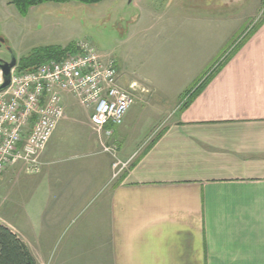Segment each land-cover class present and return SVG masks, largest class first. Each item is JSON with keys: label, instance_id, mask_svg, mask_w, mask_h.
<instances>
[{"label": "crops", "instance_id": "0c3cea01", "mask_svg": "<svg viewBox=\"0 0 264 264\" xmlns=\"http://www.w3.org/2000/svg\"><path fill=\"white\" fill-rule=\"evenodd\" d=\"M143 1L132 4L139 8ZM151 1L154 13L145 27L156 30V43L203 20V0ZM131 21L138 29L143 23L141 16ZM120 127L115 134L124 160L135 158L118 180L106 154L94 155L107 162H84L71 175L48 170V143L33 174L39 183L31 200L40 198L45 220L28 222L27 232L12 226L33 254L32 240L40 233L31 230L43 229L45 245L59 230L69 235L56 264H264V18L166 124L132 148ZM100 197L87 220H62ZM54 213L59 219H48Z\"/></svg>", "mask_w": 264, "mask_h": 264}, {"label": "rangeland", "instance_id": "374dc122", "mask_svg": "<svg viewBox=\"0 0 264 264\" xmlns=\"http://www.w3.org/2000/svg\"><path fill=\"white\" fill-rule=\"evenodd\" d=\"M260 1L237 0L223 4L203 0L205 7L198 10L203 20H196L184 34L156 43V30L149 31L145 27L154 13L151 0H144L139 8L129 4V0H105L92 5L47 3L31 8L26 16L20 14L10 0H0V39L19 60L13 70L15 73H19L21 60L35 49L66 48L79 42L92 44L103 58L114 61L122 86L129 88L136 84L122 124L132 148L147 132L160 123L166 124L173 111L183 108L188 101L187 94L215 72L233 48L258 25L264 18V0L256 16L253 15ZM136 16H141L139 22H143L139 29L131 21ZM140 29H146L142 37L137 35ZM0 57L9 59L4 49L0 50ZM64 100L68 121L59 124L49 142L48 156L53 163L48 170L63 171L66 175L76 172L84 162L98 159L102 164V160L107 162L105 155H94L103 149L90 126L88 113L69 95H65ZM115 133L102 140L107 147L116 149V158L105 153L111 163L125 161ZM33 174L26 166L16 164L7 168L0 179V224L12 231H15L14 226L27 232L28 222L45 220L40 198L31 203L39 183ZM101 198L91 200L83 212L62 214V220H87ZM46 215L51 220L59 219V213ZM31 232L40 233L32 240L38 263L43 264L42 259L49 253L50 260L45 263L56 264L69 235L59 230L52 243L45 245L43 229Z\"/></svg>", "mask_w": 264, "mask_h": 264}, {"label": "built area", "instance_id": "2783aa9c", "mask_svg": "<svg viewBox=\"0 0 264 264\" xmlns=\"http://www.w3.org/2000/svg\"><path fill=\"white\" fill-rule=\"evenodd\" d=\"M76 47L62 61H49L23 73L12 71L9 87L0 92V179L16 164L29 172L40 170L48 143L66 119L65 95L88 113L103 149L98 154L116 158V149L102 140L123 124L136 84L123 87L115 62L103 58L92 44L79 42ZM134 158L113 162L112 179L126 173Z\"/></svg>", "mask_w": 264, "mask_h": 264}, {"label": "trees", "instance_id": "16d2710c", "mask_svg": "<svg viewBox=\"0 0 264 264\" xmlns=\"http://www.w3.org/2000/svg\"><path fill=\"white\" fill-rule=\"evenodd\" d=\"M105 0H10L17 11L26 16L31 8L47 4H67L77 2L85 5L98 4ZM258 26V25H257ZM254 27L248 34L233 48L230 54L226 57L224 63L220 65L207 79L201 81L197 86L187 94L188 101L183 108L190 105L196 96L204 89L207 83L214 75L223 67V65L238 51L242 44L257 28ZM77 49L76 43H72L66 48L60 46L42 47L33 50V52L21 60L19 72L23 73L31 71L38 66L49 61H62L72 54ZM0 264H39L29 246L11 229L0 224Z\"/></svg>", "mask_w": 264, "mask_h": 264}, {"label": "water", "instance_id": "95a60500", "mask_svg": "<svg viewBox=\"0 0 264 264\" xmlns=\"http://www.w3.org/2000/svg\"><path fill=\"white\" fill-rule=\"evenodd\" d=\"M133 0H129V4H132ZM1 43H4V40H0ZM18 61L16 57H13L11 62H6L0 59V69L2 73V84L0 85V92L9 87L11 83L12 71L17 67Z\"/></svg>", "mask_w": 264, "mask_h": 264}, {"label": "flooded vegetation", "instance_id": "af4514ba", "mask_svg": "<svg viewBox=\"0 0 264 264\" xmlns=\"http://www.w3.org/2000/svg\"><path fill=\"white\" fill-rule=\"evenodd\" d=\"M0 40H2V39H0ZM1 49H4L6 54L9 56V59L6 60V59H3L2 57H0V59L3 60V61H6V62H11L12 58L15 57V56L12 54L11 50L9 49V47L6 46L5 43H1L0 50ZM17 61L19 62V60H17ZM0 74H1V78H2L1 69H0Z\"/></svg>", "mask_w": 264, "mask_h": 264}]
</instances>
